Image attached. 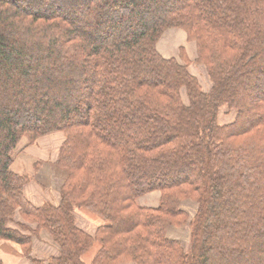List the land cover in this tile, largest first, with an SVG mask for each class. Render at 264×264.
Here are the masks:
<instances>
[{
    "label": "trees",
    "instance_id": "trees-1",
    "mask_svg": "<svg viewBox=\"0 0 264 264\" xmlns=\"http://www.w3.org/2000/svg\"><path fill=\"white\" fill-rule=\"evenodd\" d=\"M168 29L207 91L182 48L184 64L158 52ZM51 133L66 173L37 204L11 152ZM80 208L102 223L80 227ZM186 221L185 249L166 230ZM42 233L47 263L28 253ZM0 240L32 264H264V0H0Z\"/></svg>",
    "mask_w": 264,
    "mask_h": 264
},
{
    "label": "rangeland",
    "instance_id": "rangeland-1",
    "mask_svg": "<svg viewBox=\"0 0 264 264\" xmlns=\"http://www.w3.org/2000/svg\"><path fill=\"white\" fill-rule=\"evenodd\" d=\"M181 48L184 50L189 60L187 70L198 79L202 89L207 91L210 87V82L206 76L205 68L195 63V44L186 39L183 31L179 29H168L157 43V50L163 57L174 58L180 64H184L180 59ZM181 94L182 99L186 102L184 91H181ZM234 116V110H229L225 107L219 109L218 119L220 124L232 122ZM62 139L63 136L60 133L40 136L32 143H28L26 139L22 138L11 152L12 164L10 169L14 173H24L31 176L32 181L26 186L25 192L29 198L37 204L57 203L58 191L66 171L55 166L53 161ZM158 195V191H152L139 197L137 203L140 206L156 207L158 205ZM181 208L187 213V220L189 221L190 217L195 213L196 204L190 199H185L181 203ZM76 215L79 225L89 231L102 223L100 219L83 208L77 209ZM188 221L184 224L182 223L181 226H170L166 230L167 237L179 240L182 243V247L185 249L189 246ZM41 241L45 242L47 245L40 244L39 241L36 244H32L31 242L28 253L30 258L38 260L41 263H47L50 261V258L53 256V251L55 250L51 247H57L52 242L45 239H41ZM97 247L98 245L95 244L94 247L85 254L84 259L86 261L92 259ZM0 259L1 264H32V262L23 255L18 244L6 240H0Z\"/></svg>",
    "mask_w": 264,
    "mask_h": 264
},
{
    "label": "crops",
    "instance_id": "crops-1",
    "mask_svg": "<svg viewBox=\"0 0 264 264\" xmlns=\"http://www.w3.org/2000/svg\"><path fill=\"white\" fill-rule=\"evenodd\" d=\"M157 199H159V195H158V198H157ZM157 199H156V200H157ZM152 201H153V199H152ZM157 203H158V200H157ZM78 224H79V223H78ZM80 227H82V226H80ZM82 228H83V227H82ZM84 229H85V228H84ZM41 239H45V240L51 242V240L47 237V235L44 234V233H42V234H40L39 237L34 238V239L32 240V244H33V243L36 244V243L39 241L40 244H45V245H47L45 242L41 241ZM51 248H54V249H55V250L53 251V254H52V255H55V254L57 253V248H55V247H51ZM4 253H6V252H4ZM20 262H21V260H20ZM19 264H20V263H19Z\"/></svg>",
    "mask_w": 264,
    "mask_h": 264
}]
</instances>
